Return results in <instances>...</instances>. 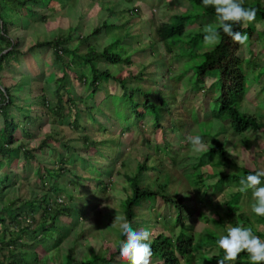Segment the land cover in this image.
<instances>
[{
    "label": "trees",
    "instance_id": "16d2710c",
    "mask_svg": "<svg viewBox=\"0 0 264 264\" xmlns=\"http://www.w3.org/2000/svg\"><path fill=\"white\" fill-rule=\"evenodd\" d=\"M57 1H66L68 6L72 8L73 16L83 17L88 14L80 10L83 6L82 0H0V72L6 73L0 75V264L53 263L57 259L55 257H58L57 253L50 254L49 251L47 255L50 258L45 261L44 255L39 253V246L44 244L46 238H52L53 243L57 246L68 241L72 237L71 234L74 233V224L80 222V216L74 214V211L79 210L83 203L89 202L87 200L91 196L86 194L89 193L88 186H92L90 181L98 172L96 169L91 170V166L87 163L80 162V150L86 146L99 148V145L103 142L93 140L89 134H86V131L82 129L84 127L82 123H85V120L81 122L78 119H72L71 115L75 111L77 115L89 114L90 116L95 115V117L96 113H106L109 116H115L114 114L118 113L126 120L132 119L130 115L133 111L135 124L138 125L140 121L144 124L143 122L146 119L150 120L148 126L151 133L150 131L144 133V145L140 149L144 163H138L137 173L130 177L133 178L131 182L132 194L126 198L125 203L122 205V211H119L132 224V227H148V230H150V223L153 220L158 224L163 217H166L167 212L174 209L178 213L182 210L181 216H177L175 226L181 218L193 214L194 207L186 203L184 201L185 197L181 195L185 192L186 187L183 176L190 179L191 183L197 185L201 190L203 185V196L201 198L202 203L207 205L214 204L212 194L209 193L212 188L220 190L224 188L223 185L237 188L235 192L231 193V197L224 201V206L227 208L226 212L220 213L223 216L227 214V219L221 215L219 219L208 217L211 226H207L199 232L200 239L197 243L193 235L185 230L176 237L163 232L152 237V264H179V255L191 258L197 247L203 244L213 248L217 247L218 239L222 236L219 232L221 230L223 235H226L227 224L232 227L249 226L258 236L264 237L263 231L256 230L259 224H264V217L256 216L251 210V205L254 203L252 190L249 189L246 192L239 190L240 179L248 174H255L258 169L253 168L252 163L247 159L244 163H239L235 158L228 155L229 148L233 147L232 145L237 141L234 137L227 135L231 141L225 142L220 140L217 134L212 135V131L209 129L219 128L221 133L225 134L227 127L231 125L237 133L244 134V137L239 140L245 149L244 151L249 152L252 149L255 138L247 136L246 133L249 131L258 133L264 130V121L260 120L254 113L250 114L242 111L239 101L248 90L249 83L243 66L245 68V65L251 64L256 69L257 61L253 60L250 63L248 61L247 64L243 60L240 62L238 59L240 57L238 53L240 45L222 32L220 33L221 42L218 45L207 47L208 49L206 48L200 54L202 59L195 67L196 74H198V83L196 82L194 90H198V86L204 82L205 71L212 63L209 76L224 73L226 78L229 76L231 78L229 85L224 87L220 81L212 85L210 92H206L211 97H215L213 103H206V108L210 110L211 115H214V119L205 123L208 125L204 127L205 129L199 135L208 134L211 137V143L209 142V146H206L204 150L196 152L187 140L188 161L193 170L192 173H180L177 169H173L171 163L152 156L149 148V145L156 141L158 133L162 134L167 147L168 145L173 147L180 144L177 135L172 139L167 138L168 132L174 131L170 124V120L174 116L173 112L177 108L181 109V104H185L178 102L180 99L177 95L183 96L184 94L183 87L175 78V74L173 73L168 85L161 83V81L149 84L143 81L140 74L135 75L130 69L129 74L122 77L114 75L108 67L102 68V64L105 62L120 64V69L126 67H123V65L131 63L129 51L125 49L123 44L134 23L125 12L120 11L119 15L115 13L113 0H92L95 11L98 2L102 3V7L96 11L97 17L102 14L106 17L112 11L122 18L125 23L118 25L106 21L103 16L102 24L98 23L92 34L79 35L80 29L72 27V30H68L67 33L60 34L57 32L50 39H36L32 44L27 45L26 48L24 47V42L19 37L18 30H22L31 19H38L43 24L47 23L49 15L37 10V7L53 10L52 3ZM118 1L123 2V0ZM181 1L185 0H179V3ZM191 2L196 6V10H205L209 15L215 14L214 8H205L202 0H191ZM170 4H173V1ZM244 6L246 8H256V18L250 22V27L247 29L242 27L244 23H240L235 24L233 30L247 34V42L249 43L255 40L254 33L257 35L259 31L264 33V28L262 30L255 28L257 22L264 20V0H244ZM195 9L194 13L196 14ZM188 12L189 10H186L182 14L173 15L171 21L175 23V21L181 20ZM155 15L156 13L152 9L148 11L150 18L154 19ZM172 27V24H168L165 28L171 30ZM169 30L162 33L160 38L169 44L179 41L180 34ZM93 34H104L107 37V43L101 48L102 50H99L96 45H92L90 39ZM262 40L264 43V39ZM73 43L76 46H72ZM85 43H87V47H82ZM203 46L208 45L204 44ZM27 55L40 57L38 61L40 68L38 66L34 70L25 65L24 57ZM21 64L26 67L22 68L20 73L13 75V73L7 71L17 69ZM183 65L185 67V63ZM57 67L62 72L60 76L54 78L57 87L53 92L46 94L44 88L37 87L42 80L39 75L53 73L54 68ZM85 67H88L87 70L78 71L79 69H85ZM33 71H39V73H33ZM69 71H72L74 75H70ZM259 74H264V66ZM9 77H12L11 81L13 82L10 85L5 82V79ZM75 77L83 81L85 91L87 90L85 97L75 95L74 88L70 84ZM108 83H114L121 87L122 92H110L106 85ZM20 86L25 88L17 93L12 92L13 87ZM27 86L30 87L26 88ZM38 88L41 89V94L36 96L33 92ZM64 92L68 93L66 99L64 98ZM100 92L104 93L103 97H99ZM77 97H79L78 100ZM22 102H25V105ZM88 102H91L92 105H86ZM121 104H126L125 108L128 110L126 113L120 108ZM22 113L24 114L23 117ZM67 115L69 116L68 121L65 120L68 117ZM89 115H85V118L92 119ZM191 117V113L185 112V123L192 126L197 125L195 121H188ZM216 119L219 120L216 121ZM45 120L49 125V133L36 141L35 146L31 147V142L35 138L30 126L32 127L38 121L44 122ZM63 122L69 126V130L75 133L78 132V140L85 144L81 143L80 147L78 146L73 153L66 149L69 148V141L74 138V134L69 137L66 136L63 127H58V124ZM60 142L61 144L56 145ZM114 146L117 147L114 148ZM58 147H62L63 152L60 153V156L54 157L53 160L52 155L49 161L52 160L50 164L54 167L59 166L54 168L46 164L45 167H42L41 162L38 161L35 174L37 178L41 179L43 185L42 187L29 189V191L27 189V196L21 197L20 194L23 195L25 191L24 184L20 179L19 171H15L13 168H17L18 165L22 167L29 166L32 164L31 159L38 160L37 153H44L48 149L52 153ZM111 148H113V152L118 154L121 147L119 143L113 141ZM245 157H247L246 153ZM146 164L154 172V176L149 179V185L143 186L140 182L148 180L141 174L147 168ZM176 164L180 165L179 163ZM208 165L213 167L218 179L205 186L207 181L201 168ZM5 166L7 168H4ZM173 170H175L174 174L172 173ZM209 174L211 177L215 176ZM96 179L99 178L96 177ZM98 182L97 189L105 192L107 187L104 181L99 179ZM76 188L78 194L75 193ZM58 189L66 190L63 194L69 199L68 204L77 200L78 202H84L79 203V205L72 204L68 206L64 202L58 203L56 201L59 195ZM21 190L24 191L19 193ZM9 193L14 196L18 194V196L10 198ZM158 195L160 197L156 203L154 198ZM241 195L243 204L239 202ZM247 197L250 198L249 201H247ZM53 198L54 200H52ZM12 200L13 202L8 204ZM20 200L21 204L14 208L13 205ZM152 206L154 207L151 211L149 208ZM28 209L29 213L27 215ZM82 211L83 209L80 212ZM62 216L76 218L73 226L60 223ZM23 220H29L30 222L23 225ZM33 221H35L34 224H32ZM37 234L38 236H36ZM28 235H33V239L30 240ZM125 239L126 237L121 232L115 250L105 256L103 251H96L95 248L91 247L78 251L82 242L75 238L66 250L67 253L62 264H129L128 261L123 262L118 258L120 256L119 244ZM224 255L225 253L221 249L217 255L207 258L220 260L223 259ZM234 264H252V262L247 252H243ZM261 264H264V262H261Z\"/></svg>",
    "mask_w": 264,
    "mask_h": 264
},
{
    "label": "rangeland",
    "instance_id": "374dc122",
    "mask_svg": "<svg viewBox=\"0 0 264 264\" xmlns=\"http://www.w3.org/2000/svg\"><path fill=\"white\" fill-rule=\"evenodd\" d=\"M115 5V13L117 15H119L120 10L125 8V5L123 4H118L116 3V0H113ZM83 2V6L82 9H80L81 11L87 12L88 14H85L83 17L82 16H73V12H72V8L68 6L66 1H62V2H53L52 3V7L53 10H48L46 8H41L40 6L37 7V10L46 13L49 15V21L47 23H41L39 22L38 19H31V21L29 23H27L25 25V27L22 30H18L19 34H20V38L23 40L24 42V47L26 48L27 45L32 44L34 41H36V39H50L52 37H54L56 35V33H67L68 30H72V27H78L79 30V35H88L90 34L94 28L97 27L98 23H101L102 18L104 16L103 19H105V15H99L97 17L96 11L97 9L102 7V3L99 1L97 4V8L95 11V8L92 4V0H82ZM189 7L188 2L185 1H181L179 3V0H173V4L171 6L170 11H176L177 9H185ZM194 8H196V6L194 5L193 2H191V6H190V11L189 14L191 16H194ZM154 12L156 13V15L154 16V19L156 20V23L159 22L161 20V18L164 16L163 12L164 11H159L157 12V9L154 10ZM167 12V10H166ZM83 13V12H82ZM147 13V12H146ZM145 13V15H146ZM163 14V15H162ZM114 22H118L120 20V18H113ZM131 21H133V23L135 24V26L133 27V29L131 31V33L136 34L139 33L140 31H142L146 26H148L149 28L152 26V24L149 23V21L147 20H133L131 19ZM163 21L160 22V24H162ZM204 22L206 24H209V17L204 19ZM244 27H250V23H248L246 26L245 24H243ZM264 27V20H261L259 22H257L256 27L258 30H261ZM77 35V34H75ZM264 39V33L262 31L258 32V35L254 41V43L249 44L248 42L245 45L247 49L250 50V52H254L255 51V44L258 43V41ZM92 41L94 43H92V45H97L99 48H102L103 46L106 45L107 43V38L105 35L101 34L100 36H98L97 38H93ZM263 41V40H262ZM76 43V42H75ZM264 45V43H263ZM72 46H76V44H72ZM181 45L178 44V47H180ZM262 46V44L259 45L260 48ZM82 47H87V43H85L84 45H82ZM201 46H195L194 48L191 47H186L183 50L185 51V55L184 57H180V56H176L173 55L172 56V62H177V66L176 69L174 71L175 74V78L179 81V83L182 85L183 87V96L182 95H177V97L180 99L178 102L179 103H185V104H181V109L177 108L174 112H173V118L170 120V124L172 126V128L174 129V131H172L173 133H169L167 134V138L168 139H172L175 137V135H177V137L179 138V143L178 145H174L173 147L169 146L168 147L166 145H160L158 146L162 153L164 155H166L167 157L169 156H173V160L174 161H180V165L174 163V169H177L178 172L180 173H184V171L187 172H192L190 169V162L187 161L186 159H184L183 161H181L184 157H188L187 155V151L188 149L186 148V146L184 145V143H186L187 139L186 137L188 135H192V136H196L199 135L202 130H204L205 126L207 127L208 124H205L206 122H209L211 120L214 119V116L210 114V110L206 108V103H213L215 97H211L210 95H208L207 93H199L198 90H194V86L196 84V80H197V74H196V65L198 62L201 61L202 56L200 55H189V53L197 48H200ZM84 50V49H83ZM182 52V51H181ZM25 58V65L30 66L31 68H33L34 70L37 69V67L40 65L38 63L40 57L38 56H33V55H27L24 57ZM134 63L132 65V68L130 67V69H133L135 72L139 71L142 67V65L144 63H147L148 61V52L144 51L142 52L139 60L136 59V57L133 58ZM183 63H185V67L183 65ZM248 63V60L245 61V64ZM250 63V62H249ZM107 64V63H105ZM25 65L21 64L20 67H17V69L14 68V70H7L10 71L11 73H13V75L20 73L21 69L24 67H26ZM187 65V66H186ZM251 65V64H248ZM126 65H123V67H125ZM263 64H260L258 71H254V77L252 79L249 80V84H251L252 82L256 81H260L258 79V75L259 72L261 70H263ZM50 67V65H49ZM188 67V68H186ZM88 68V67H87ZM87 68L85 67V69H79L78 71L81 70H87ZM104 68V67H102ZM109 69H111L113 71V73L115 75H119V76H126L129 73V68L125 67L124 69H120V64H111L108 67ZM33 73H39V71H33ZM70 75H74L72 71H69ZM6 74L5 72H0V75H4ZM62 72L60 70V68H54L53 73H49V74H40L39 76L42 77L41 82H39V84L37 85V87H41L44 88L45 91L47 92L46 94H49V92H53V90L57 87V83H55L54 78L59 75H61ZM12 77L6 78L5 82L10 85L11 83H13L12 81ZM143 81L145 83H149L151 84L152 81L148 79L147 75L144 76ZM210 82V81H208ZM74 91H75V95H80V96H84L86 95V91H85V87H84V83L83 81H81L78 78H73V80L71 81V83ZM107 88L110 92H117V93H121L122 92V88L118 87L116 84L114 83H108L106 84ZM22 86H24L22 84ZM30 86H27L26 88H29ZM36 87V86H35ZM70 88V86H68ZM250 87V86H248ZM25 87H13L12 92L13 93H17L19 90L24 89ZM33 94H35L36 96L41 94V89L38 88L37 90H35L33 92ZM68 93L64 92V98H67ZM104 93L100 92L99 93V97H103ZM264 97V80L262 82L253 84L250 88V93L245 97V99L242 102V110L249 112V113H255L260 120L264 121V101L262 102V99ZM24 98V97H23ZM79 97H77L76 99L78 100ZM187 101V102H184ZM25 102H22V104H24ZM84 104V102H83ZM25 105V104H24ZM80 105H82L80 103ZM86 105H92L91 102H88ZM35 108V106H33ZM126 104H121L120 108L122 109V111L124 113H126L128 110L125 108ZM26 108V107H23ZM96 111V110H94ZM185 112L187 113H191L192 117L189 118V122L190 121H195L197 123V125H190L185 123ZM19 113V111H18ZM77 112L75 111L71 116L72 119H78L81 122L85 120V123H82L84 125V127L82 129H84L86 131V134H89L93 140H100V142H103L101 145H99V148H96V150H100V151H108L110 150L111 152H113V148H111V146H113V141H116L117 143H119V146L121 147L119 149V154H122L121 156L117 157L115 156V159L111 160V164L116 168V172L112 175V177L110 178L112 184L111 187L109 189H107L105 192H99V195L97 197L94 196L95 192L98 191V189L95 186H88V192L86 193L87 195L91 196V201L88 202L86 205L87 209H86V213H88L86 216H84L80 222H77L76 224H74V219L70 216H62L60 223L62 224H70V226L72 227L73 224L75 226V230L74 233L71 234L72 237L69 238L68 241L64 242V243H60L58 246L57 244L55 245V243H53L54 241L52 240V238H46L44 244L39 246V253L41 255H44L43 258L45 261H48L50 257H48V253L50 251V254H52L53 252H56L58 257L55 261H53V263L50 264H62V261L64 259V256L67 253V249L69 248V246L71 245V243L73 242V240L75 238H78L79 240H81L82 245L80 246V248L78 249V251L80 250H84V249H88V248H95L96 251L101 250L103 251V253L105 254V256H107L111 251H114L116 248V240L119 236V233L121 232L120 228H119V221H115L113 222L110 226H105L103 223H101V218L102 215L104 214V212L106 210L112 211V210H116L118 211L120 209V204H122L123 200L125 199L126 195L130 192V188L128 186V181L125 177V175H132L135 173L136 171V166H137V162L138 160H140L141 158V154H140V150L139 147H141L142 145V140H144V133H148L150 128L148 125L146 124H142V121L138 122V125L135 124V118H134V112L132 111L130 117L132 119L126 120L123 118V116H121V114L115 113V116H109L106 113H96V117L94 116H90L89 114H80L77 115ZM23 113H22V117H23ZM85 115H89L92 119H87L85 118ZM101 115V117H100ZM189 115V114H188ZM68 116V115H67ZM262 116V117H261ZM98 117V118H97ZM68 117L65 118L66 121H68ZM95 118V119H94ZM219 119H216V121H218ZM146 123H150L149 119L145 120ZM62 126L63 129L66 131V136H71L72 134H74V138H72V140L69 141V148L66 149L67 151H70V153H73V151H75L78 146L82 143L81 141L78 140V132L75 133L71 130H69V126L67 124L63 123H59L58 127ZM117 128L119 129H131V133L130 131L125 132L123 134V140L121 139L119 133L117 132ZM30 129L33 133V137L35 139L32 140L31 142V147L35 146L36 141H38L40 138H43L47 135V133H49V125L47 124V120H45L44 122L42 121H38L34 126H30ZM107 129V130H106ZM210 131H212V135L217 134L219 139L222 141H231L229 139V137L227 135H231V137H233V135L231 134V132L227 129V131H225L226 133L223 134L221 133L219 128H209ZM176 130V131H175ZM134 133H133V132ZM194 134H191V133ZM151 133V131H150ZM203 140L204 143L206 144V146H209V142L211 143V137L208 136V134H201L200 135ZM247 136L251 137V138H255V142H254V146L252 147V149L249 152L244 151V147L242 146V143L239 141L241 140L243 137H241V135L237 136V141H235V144L232 145L233 147L229 148L228 151V155L232 158H235L239 163H244L245 160L247 159L251 164V166L253 168H259L264 169V131L261 130L260 132L256 133L254 131H249L247 133ZM241 137V138H240ZM52 141V140H51ZM62 141V140H61ZM157 143H163V137L161 133L157 134V139H156ZM144 142V141H143ZM61 144L58 143L56 145ZM84 144V143H82ZM85 145V144H84ZM148 146V144H147ZM188 146V145H187ZM80 147V146H79ZM91 147H85L82 148V150H80V154L79 155V159L81 163H87L88 165L91 166V170H95L97 169L98 174H103L106 175L107 172H110V166L106 165L105 162L99 163L101 162V159H98V163H96V161H93L94 159H91V157H86V155L90 152ZM117 146H114V148H116ZM62 147H58L55 148L54 152H50L49 149L46 150L44 153L40 152V154L37 153L38 155V160L35 161L34 158L31 159V165L29 166H21L18 165V167H14L13 169L15 171H19L20 174V179L24 184L25 191L21 190L19 193L24 191V194H20L21 197L26 195V190L28 189H32L34 187H42L43 182L41 181L40 178L36 177L35 171H36V167L38 165V161L41 162V166L45 167V165H49L51 167H54L52 164V160L54 159V157L60 156V153L63 152V150L61 149ZM151 149L154 148V146L150 147ZM96 150L93 148L92 152L95 154ZM59 151V152H57ZM109 152V151H108ZM113 153H117V152H113ZM245 153L247 154V157H245ZM91 154V153H90ZM53 158L51 160V162L49 161V158L52 157ZM94 158H96V156H93ZM103 157H105L103 155ZM117 157V159H116ZM54 164V162H53ZM99 165H101L103 168L98 169ZM8 166V165H7ZM7 166H5L4 168H7ZM59 165H56V167H58ZM32 167V170H31ZM54 167V168H56ZM203 172L206 173H211L215 176H213V180H210L212 183L218 179V177L216 176L213 168H211L210 166H205L202 168ZM183 179L185 181V183L188 184V180L186 179L185 176H183ZM210 181H207L205 183V186H207ZM224 187H228V185H225ZM198 191L197 187H193L191 188V192L194 191ZM59 193L64 192L65 190L62 189H58ZM188 192V191H187ZM186 193H182L183 195H187ZM75 193L78 194V189H75ZM10 194V198H15L18 196V194H16L15 196L11 193ZM56 194V193H55ZM27 196V195H26ZM31 196V195H30ZM29 196V197H30ZM22 199V198H21ZM65 200H67V197H64ZM212 199L213 201L216 199V202L222 203V201L225 199V195L222 194L220 191L217 192L216 194H212ZM247 201L250 200L249 197L246 198ZM12 201H9L8 204L12 203ZM21 204V200L17 201L13 207L16 208L17 206H19ZM74 204V203H73ZM103 205V207H101ZM205 211L209 213V215L213 216V217H217L216 212L213 210V208L209 205V207L205 208ZM29 213V209L27 210V215ZM75 213V212H74ZM22 217V216H21ZM114 219V218H113ZM166 219H164L165 221ZM29 220H23L22 224L26 225L27 223H29ZM108 222V221H107ZM35 221H33L32 224H34ZM5 224V223H4ZM3 224V225H4ZM206 222H199L196 223L195 226L199 229H202V226L206 225ZM61 225V224H59ZM150 227L152 228L154 233H158L161 230H164L167 233H170L171 230L169 228V226H164L163 224H156L155 221L153 220L150 223ZM105 227V230L103 232L99 231L100 227ZM1 227V224H0ZM249 227V226H246ZM138 230V229H135ZM257 230L259 231H263L264 232V224H259L257 226ZM77 232V235L75 234ZM255 234V233H254ZM38 236V234L36 235ZM258 236V235H257ZM33 235H28V238L30 240L33 239ZM262 240H264V237L259 236ZM51 243V244H50ZM53 243V244H52ZM81 247H83V249H81ZM208 251H211V249H208ZM76 251V252H78ZM215 252V251H214ZM53 257V256H52ZM119 259H121L123 262H127L126 260H124L123 258H121V256L118 257ZM205 264H215V262H205Z\"/></svg>",
    "mask_w": 264,
    "mask_h": 264
},
{
    "label": "clouds",
    "instance_id": "9594fccd",
    "mask_svg": "<svg viewBox=\"0 0 264 264\" xmlns=\"http://www.w3.org/2000/svg\"><path fill=\"white\" fill-rule=\"evenodd\" d=\"M172 1L173 0H123V2H120L116 0V3L125 5V8L120 11L125 12L126 15L131 17V19L147 20L149 21L150 24H152L150 28L146 26L142 31L136 34H133L130 31L129 36L124 41L123 45L125 46V49L129 51V55L131 56L130 57L131 63L126 65V67L129 69L130 67L132 68V65L135 61L133 60L134 57H136V59L139 60L142 52L144 51L148 52V61L147 63H144L142 65L139 71L135 72L133 69H130V71H133L135 75L140 74L142 78H144V76L147 75L148 79L151 80L152 82L161 81V83L168 85V83L171 81V78L173 77V73L177 66V62H172V56L176 55V56L184 57L185 51L183 49L186 47L194 48L195 46H201V47L192 50L189 53V55H192V56L200 55L206 50L207 47L209 48V46L218 45L221 42V35H220L221 32L229 36L235 43L240 45L238 47V53L240 55L238 59L240 60V62L242 60L243 62L246 60H248L249 62L250 61L252 62L253 60L257 61L256 69H254L251 65H248V66L245 65V68L243 66L246 77H248L247 80H250L254 77L253 72L258 71L260 64L264 65L263 41L262 40L258 41V43L255 44V51L250 52L249 49H247L245 46H242V45H245L248 41L247 34L242 33L240 31L233 30L235 27V24L244 23L246 26L248 23L254 21L257 15L256 8H252V7L246 8L244 6V0H202L203 6L205 8L207 7L214 8L215 14L209 15L205 12V10L198 11L194 8L196 10V14L194 13V16H189L190 14L188 12L184 15V17L181 20L175 21L174 23L173 21H171L172 16L176 14L178 15L182 14L186 10L190 11L191 0H186L189 4V7L185 9L184 8L177 9L176 11L171 12L170 9H171L172 4L170 3ZM151 9L153 11L157 9V12L158 10L161 12L162 10L165 9L163 12L164 16L161 18L159 22L156 23L155 19H152L148 16V11ZM114 11H115V8H114ZM115 17L120 18L114 12L110 11L107 17L105 18V20L111 21L112 23H115L118 25L125 23V21L122 18H120L118 22H114L113 18ZM206 17L207 18L209 17V24H206L204 22V19ZM161 21H163L162 24H160ZM101 24H102V21L100 25ZM168 24L173 25L171 30L165 28ZM242 27L244 29L248 28V27H244V25H242ZM167 30L172 31V32H178L180 34L179 41L174 42L172 44H169L166 41H163L160 37L162 36V33H164ZM98 36L100 35L93 34L90 39L91 42L94 43L92 39L97 38ZM256 37H257V34L254 33V39H256ZM254 41L249 42V44L254 43ZM178 44H180L181 46L178 47ZM204 44L208 46H203ZM260 44H262V46L260 48H257L259 47ZM96 47L99 48L97 45ZM99 50H102V49L99 48ZM105 63L102 64L103 67H109V65H111L110 62H105ZM234 64H235V61H234ZM212 65L208 66L207 71H205L204 82L198 86L199 93L210 92L212 85L214 83H219L220 81L222 82V85L224 87L229 85L230 83L231 76L226 78L224 73H222V75L217 74L216 76H209V73L212 70ZM258 79L260 81L258 82L254 81L251 84L248 83V86L250 87H248V90H246V93L242 96L241 100L239 101L241 109H242V102L245 99V97L250 93L251 86L253 84L262 82L264 80V74H259ZM196 81L198 83V74H197ZM263 101H264V97L262 99V102ZM143 123L146 125H149V123H146L145 121ZM227 129L231 132L234 139L236 140H238L237 139L238 135H241V137L244 136L243 133L241 134L237 133L231 125H229ZM128 131H130L131 133L130 128L126 130H121L117 128V132L119 133L122 140H123V134ZM169 133H173V132L169 131ZM191 134H194V133L192 132ZM186 139L192 145L193 150L196 152H200L206 148V144L204 143V140L200 135H196V136L188 135ZM143 141L144 140H142L141 146L144 145ZM160 145H165L164 141L163 143H157V141H155L149 145V148L151 146H154V148L152 149L150 148L151 155L154 157H158L162 160H166L167 162L171 163L172 164L171 166L174 169V166H175L174 163H180V161H174L172 156L167 157L166 155H164L161 149L158 147ZM184 145L187 148V141L186 143H184ZM93 148L96 150V148L93 146L90 149V152L84 155H86V157H91V159H94L93 161H96V163H98V159H101L100 160L101 162L99 163L106 161L105 164L109 165L111 168H110V172H107L106 175H103L102 173L101 174L96 173V176L90 182L92 186H95L97 188L98 186L97 184H99L98 182L99 179H102L104 183L106 184L105 186L107 187V189H109L112 184V182L110 181L111 180L110 178L116 172V168L111 164V160L115 159V156L117 155L121 156L122 154H119V153L117 154V153L108 152V151L100 152V150H96V153L94 154L92 152ZM140 149L141 147H139V150ZM94 155L96 156V158L93 157ZM103 155L105 157H103ZM184 159L188 161L189 155L188 157H184L181 161H183ZM138 163H144V161H142V157L140 158V160H138L137 165ZM208 166L213 168L211 165H208ZM101 168L103 167L99 165L98 169H101ZM202 168H201V171L203 172ZM136 169H137V166H136ZM190 169L191 171L193 170L191 166H190ZM257 169L258 171H256L255 174H248L246 177L240 179L239 190L241 192H246L249 189L252 190V198L254 200V203L251 205V210L256 216L264 217V169H261V170L259 168ZM174 172L175 170L172 171L173 174ZM136 173L137 172L135 171V173L132 175H127V174L125 175L128 181L130 192L126 195L122 204H120V209L118 211L106 210L101 218V223H103L105 226H110L115 221L120 222L119 228L122 234L126 237V239L124 241H121L119 244V253H120L121 258L128 261L129 264H152L153 263V258H152L153 252H152V247H151V239L152 237L156 236L157 234L161 232L167 235L176 237L180 232L185 230L187 233L193 235L197 243V241L200 239L199 232L203 231L205 227L211 226V222L208 221V217H213L209 215L208 212L205 211V208L209 207V205L202 203L201 197L203 196V192H202L203 185L201 186L202 187V190H201L199 189L197 185L192 184L190 179L186 178L188 180V184L186 183L184 193H186L187 191L188 192H187V195H183V194L181 195L185 197L184 201L186 203L194 207L193 214L186 215L184 218H181V220L175 226L177 216L178 215L181 216L182 210H180L179 213L177 212L176 209L167 212L166 217H163V219L158 222V225L163 224L164 226H169L171 232L167 233L164 230H161L160 232L156 234L153 232L151 227H150L151 231L148 230V227H145V228L132 227V224L119 213V211H122V205L125 203L126 198L132 194L131 182L133 178H130V177L135 175ZM184 173H192V172L184 171ZM203 173L205 174L206 181L213 180V177H211L209 173H206V172H203ZM141 174L143 175L144 178H148V180L141 181L140 184L143 186L149 185V179L152 176H154L153 175L154 172L147 165V168L144 171H142ZM96 177H98L99 179L97 180ZM192 186L197 187L199 190L198 191L195 190L194 192H191L190 190ZM236 190L237 188L228 186L220 190H215L212 188L209 191V193L211 194H214V193L216 194L217 192L220 191L222 194L225 195V199L222 201V203L216 202V199H215L213 201L214 204L210 205L217 214V217H213V218L219 219V216L221 215L220 213L226 212L227 208L224 206V201L228 200L231 197V193L235 192ZM99 192L101 191L98 190L97 192H95L94 196L97 197L99 195ZM242 195L239 200L241 204L244 203ZM64 197H65V194L61 192L57 196L56 201L58 203L64 202L65 204H67L66 206L72 205L73 203L79 205V203L84 202V201L78 202L77 200V201H74L68 204L69 199L67 198V200H65ZM159 197L160 195L154 198L156 203ZM52 200H54V198ZM87 201L90 202L91 197ZM87 203L88 202L83 203V206H81L79 210L74 211L75 212L74 214L80 216L79 220H81L84 216L88 214L86 213ZM101 207H103V205ZM153 207L154 206L150 207L149 209L152 211ZM81 209H83L82 212H80ZM138 211H141V210H138ZM223 217L227 219V214L226 216H223ZM72 218L74 219V222H75L76 218L74 217ZM164 219L166 220L164 221ZM199 222H206L207 224L202 226V229H199L195 226V224ZM227 226L228 228H227L226 235H223L221 230L219 232L222 236H220V238L218 239L217 247L213 248L209 245L203 244L202 246L197 247V249L192 253L191 258H186L182 255H179V264H205V262H215V264H234L237 258L239 257V255L243 252H247L252 264H261V262H264V240H262L259 236H257L258 234L255 233V231L251 227H246L244 225L232 227V226H229L228 224ZM135 229H138V230H135ZM74 230H75V226H74ZM104 230H105L104 226L99 228L100 232H103ZM121 232L119 233V235L121 234ZM116 244H117V240H116ZM207 248L211 249V251H208ZM221 249H223L225 253L223 259L210 260L207 258V257H213L214 255H217Z\"/></svg>",
    "mask_w": 264,
    "mask_h": 264
}]
</instances>
